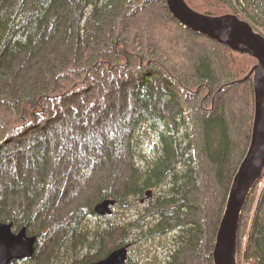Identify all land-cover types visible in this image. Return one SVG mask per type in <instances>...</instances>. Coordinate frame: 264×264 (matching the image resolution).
Wrapping results in <instances>:
<instances>
[{"label":"trees","instance_id":"1","mask_svg":"<svg viewBox=\"0 0 264 264\" xmlns=\"http://www.w3.org/2000/svg\"><path fill=\"white\" fill-rule=\"evenodd\" d=\"M185 1L203 14H235L264 36V0ZM202 37L174 19L166 0H0V153L12 144L21 147L26 140L23 135L34 139L33 146H29L31 155L27 151H24L26 155L19 154L18 159L21 157L23 161L16 162L13 169L4 156L0 157V222H13L19 229H30L38 218L36 210L42 207L40 234H44L51 228L50 220L58 218L53 213L61 190L47 199L56 164L51 159L50 140L43 141L41 137L57 134L49 132L50 129L47 133L46 127L56 121L52 118L59 109L76 113L81 108L109 110L111 100L105 90L110 83L114 87L118 78L134 90L139 105V114L130 120V130L124 140L128 146L124 157L116 155L121 149L120 142H107L85 151L96 153L88 159L92 163L90 172L102 173L92 185L90 198L67 205L70 208L62 212L67 221L63 237L53 238L38 264H63L68 254L78 253L79 249L99 251L103 235L125 226L112 216L98 217L96 224H85L97 217L94 205L106 198H115V208L132 211L150 190L152 198L155 197L150 203L159 209L153 215L159 216L145 221L140 215L133 230L124 229L128 233L116 241L114 250L154 241L170 229L178 228L173 256L181 254L186 246L198 254L196 238L204 235L200 223L182 226L177 221L174 226H163V215L176 212L175 188L179 185L185 191L192 183L187 181L195 165L194 157L188 158V124L192 116L200 148L218 166L220 177L228 162L231 144L223 112L216 117L209 115L213 103L205 101L211 92L205 81L210 79L211 70L205 58L194 68V61L184 53L196 41L206 42L220 51L226 60L230 84H239V90L247 92L248 96L244 97L251 127L255 113L254 85L252 77L246 79L257 64L248 55ZM191 71L200 77L190 78ZM163 75L168 85L164 90ZM242 82L245 85H240ZM227 86L221 85L218 90H226ZM187 96H195V101L188 102ZM159 103L178 110L168 119L157 109ZM145 128L157 134L153 155L146 153L140 138ZM251 133L252 129L242 160L249 149ZM242 160L237 161L236 172ZM8 172H14L10 179ZM116 172H122L119 181L115 178ZM85 209L90 212L85 213ZM246 233L249 240L245 250L242 247L238 251V264L243 259L248 264H264V172L251 190L241 215L238 242ZM74 235L81 239L78 247L71 242L70 237ZM64 250L65 256L61 253ZM108 253L104 257L98 255L93 261L107 257ZM34 259L35 255L13 264H34ZM73 259L76 260L74 256ZM129 264H132L130 259Z\"/></svg>","mask_w":264,"mask_h":264},{"label":"rangeland","instance_id":"2","mask_svg":"<svg viewBox=\"0 0 264 264\" xmlns=\"http://www.w3.org/2000/svg\"><path fill=\"white\" fill-rule=\"evenodd\" d=\"M202 38L206 39L207 37L203 36ZM184 56L194 61V68L205 58L211 70V75L209 74L210 79L205 81L210 87L211 92L207 95L205 101L206 103H213V109L209 112V115L212 114L216 117L217 115L224 114L222 117L225 118L227 127L226 133L231 144L230 154H228L229 158L226 167L223 169V175L220 177L218 166L208 159L207 154L200 148L201 144L198 140V131L194 123V116H192L193 120L188 124V129L190 130L188 131L190 137V153L188 158L194 157L193 160L195 165L193 166V171L188 174L187 179L189 182L192 180V183L185 191H183V188L181 189L179 185L175 188V192H177L176 196L178 197L174 208L176 212L173 213L174 215L169 213L163 215V226H167V224H170V227L174 226L177 221H179V224L182 226L186 224L190 225L195 221L200 223L204 235L201 237L199 236V239L198 237L196 238L199 241V246L197 247V249L199 248L197 251L198 254L192 252V247L186 246V249H183L184 251H182L181 254L173 256L172 251L175 250L174 246L176 245L178 237L176 234L179 232V229L176 228L170 229L163 237L157 238L154 241L143 244L138 243L130 247L129 259L132 264H214L213 252L217 235L227 208L233 180L239 170L238 169L236 172L237 161L239 162L242 160L241 154L247 146L248 134L250 130L253 129L254 117L252 127L248 123V120L251 118L248 111V103L244 97L248 96L247 92L246 90H239V84H230L232 81H229L225 71L226 60L220 51L210 47L206 42L196 41L191 48H188ZM189 73L190 78L200 77L196 72L194 73V71ZM166 78L167 77L163 75V90L168 87L165 83ZM159 81L162 80L160 79ZM245 82L240 83V85H245ZM116 83H118V85H116ZM116 83L114 87H112L113 84L110 83V85H108V87H110L105 90L106 95H108L111 100L109 110L102 107H95L96 109L90 108L89 110L87 108H81L82 111L76 113L72 111L64 112L61 108L55 113L56 116L52 118L56 121H51L52 125L46 127L47 133L50 129L49 132L57 134L49 138L44 135L41 137L43 141L50 140L49 143L52 149L51 159L56 164V171L53 173V180L47 199L54 197L55 194L57 195L59 190H61V194L58 195V207L53 213V215L58 216V218L56 217L50 220L51 228L44 234H40V227L43 221L42 215L44 214L42 207L35 212L38 218L31 223V230L28 228L29 234L38 236L35 259L33 261L34 264L41 262L42 256L49 250L54 237L58 240L63 237L62 234L65 230L67 221L62 212L70 208L67 205H75V203L80 204L84 199H88L92 196V185L98 180V176L102 172H90L92 163L88 159H90L91 156L94 157L96 153L85 151L102 146L107 142L121 143L120 152L116 153L118 157H124L128 151L127 142L125 143L124 140L130 130V120H134L139 114V105L135 101L134 90L131 91V89L126 86L125 81L122 82L121 78H118ZM220 84L228 85L227 89L218 90L221 86ZM153 93H155V91H153ZM198 93L201 92L198 91ZM187 97L188 102L195 101V96ZM157 106L159 112L168 119H171V115L178 110L177 108L173 109L168 106L165 108L164 105L160 103L157 104ZM199 118L200 117H198L196 121H198ZM140 135H142L140 138L146 153L153 155L154 142L156 141L157 134L149 128H145ZM24 137H26V140L23 141L21 147L18 146L19 144H12L1 150L0 157L4 156V159L7 160V163H9L12 169L16 162L23 161L21 157L18 159L19 154L26 155L24 151H27L29 155L32 153L29 146H33L34 139L26 135H23V138ZM86 153L89 154L87 155ZM128 157L129 156L125 158L126 162ZM93 165L96 166L97 163L95 162ZM13 173L14 172H8L7 177L10 179ZM121 173L122 172H116L115 178L117 181L121 180L119 179V177L121 178L122 176ZM110 188L112 187H109V189ZM154 199L152 198L151 200L154 201ZM151 200H146L145 203L140 201V205L132 211L123 212L115 208L112 218H116L117 222L120 224L123 223L125 228L129 231L135 228L134 223L139 220L140 215L145 218V221L156 220L159 215L155 216L153 213L158 212L159 209L154 203H150ZM94 204L96 203L94 202ZM180 205L183 207H180ZM84 211L85 213L90 212L87 209ZM88 220L89 222L85 224H96L98 222V217H93ZM125 228L120 225L116 232L103 235V241L99 244V251L89 252L87 249H79V254L72 251L68 254L69 256L63 259V264H89L96 262L93 260L98 257V255L104 257L108 252V254H110L115 248L116 241L123 239L125 234L128 233L124 231ZM70 238L74 246L78 247L81 244V239L77 238L76 235ZM248 240L249 236H247L246 233L242 237V240L237 242L238 251L242 247V250H245ZM58 248L59 247H57V249ZM61 253L63 256L67 254L65 250ZM73 256L76 260L73 259ZM61 257V254H59L57 260L60 261ZM102 259L103 258H101V260ZM28 264L32 263L30 262ZM242 264L248 263L243 259Z\"/></svg>","mask_w":264,"mask_h":264},{"label":"water","instance_id":"3","mask_svg":"<svg viewBox=\"0 0 264 264\" xmlns=\"http://www.w3.org/2000/svg\"><path fill=\"white\" fill-rule=\"evenodd\" d=\"M168 9L184 28L219 44L248 55L257 61L247 79L254 85V123L247 154L233 180L227 208L222 219L213 252L214 264H238V232L241 215L250 192L264 172V36L235 14L211 16L192 9L185 0H166ZM152 198V191L146 194ZM117 204L106 198L95 206L99 217L113 214ZM13 222H0V264H13L34 257L38 236L27 227L14 231ZM130 245L113 250L107 257L89 264H128Z\"/></svg>","mask_w":264,"mask_h":264},{"label":"flooded vegetation","instance_id":"4","mask_svg":"<svg viewBox=\"0 0 264 264\" xmlns=\"http://www.w3.org/2000/svg\"><path fill=\"white\" fill-rule=\"evenodd\" d=\"M146 199H147V198H146V197H144V198L141 200V201H142V203H145V202H146ZM13 229H14V231H15V232H17V231H19V230H20V229H19V228H18V227H17L15 224H14V228H13Z\"/></svg>","mask_w":264,"mask_h":264},{"label":"bare ground","instance_id":"5","mask_svg":"<svg viewBox=\"0 0 264 264\" xmlns=\"http://www.w3.org/2000/svg\"><path fill=\"white\" fill-rule=\"evenodd\" d=\"M244 211V210H243ZM243 213V212H242Z\"/></svg>","mask_w":264,"mask_h":264}]
</instances>
